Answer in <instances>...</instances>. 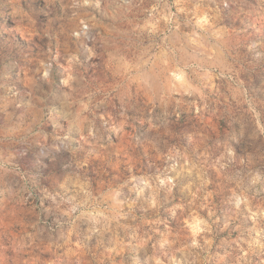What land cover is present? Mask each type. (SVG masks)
<instances>
[{
  "label": "rangeland",
  "instance_id": "374dc122",
  "mask_svg": "<svg viewBox=\"0 0 264 264\" xmlns=\"http://www.w3.org/2000/svg\"><path fill=\"white\" fill-rule=\"evenodd\" d=\"M0 264H264V0H0Z\"/></svg>",
  "mask_w": 264,
  "mask_h": 264
}]
</instances>
